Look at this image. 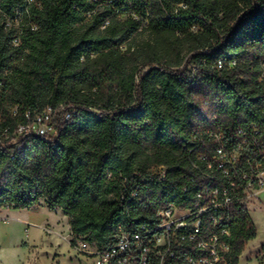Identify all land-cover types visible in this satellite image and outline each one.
Segmentation results:
<instances>
[{"label": "trees", "instance_id": "obj_1", "mask_svg": "<svg viewBox=\"0 0 264 264\" xmlns=\"http://www.w3.org/2000/svg\"><path fill=\"white\" fill-rule=\"evenodd\" d=\"M0 10V133L24 111H57L52 141L0 146V210L60 211L71 245L104 248L119 228L152 227L164 206L192 205L217 181L213 138H263L264 0H0ZM231 217L226 264H238L257 231L245 210Z\"/></svg>", "mask_w": 264, "mask_h": 264}, {"label": "built area", "instance_id": "obj_2", "mask_svg": "<svg viewBox=\"0 0 264 264\" xmlns=\"http://www.w3.org/2000/svg\"><path fill=\"white\" fill-rule=\"evenodd\" d=\"M26 1L29 5L35 3V0ZM18 42L16 36L13 45ZM217 68H221L220 62ZM56 116L57 111L51 107L40 112L24 111L20 123L0 133V146L20 149V139L30 135L52 141L57 134ZM70 117L71 111L63 119ZM213 142L207 177L214 180L213 175H208L214 173L217 181L201 188L192 205L164 206L157 211V222L152 227L140 226L128 232L119 228L113 242L104 248L75 237L73 250L91 258L93 264H173L177 249L187 244L184 264H226L231 252L227 242L231 213L245 210L249 217L250 212L264 213V131L263 138H239L232 142L230 138L217 136ZM158 172L161 176L165 174L162 167ZM135 195L132 193L131 197Z\"/></svg>", "mask_w": 264, "mask_h": 264}, {"label": "rangeland", "instance_id": "obj_3", "mask_svg": "<svg viewBox=\"0 0 264 264\" xmlns=\"http://www.w3.org/2000/svg\"><path fill=\"white\" fill-rule=\"evenodd\" d=\"M2 210L5 209L0 210V264H93L91 258L77 254L71 247L73 237L60 211H50L42 205L9 210L28 214L29 222L23 225L25 214L5 216ZM250 217L256 238L247 243L238 264H264V213L250 212ZM44 219L49 220L41 230L38 225ZM52 229L58 234L54 235ZM16 243L19 244L14 246Z\"/></svg>", "mask_w": 264, "mask_h": 264}, {"label": "crops", "instance_id": "obj_4", "mask_svg": "<svg viewBox=\"0 0 264 264\" xmlns=\"http://www.w3.org/2000/svg\"><path fill=\"white\" fill-rule=\"evenodd\" d=\"M1 212H3L5 216H8L9 214H13V215L25 214L24 219H23V220L21 219V223L24 225V224H26L27 222H29V216H28V214H27L26 212H12V211H9V210H7V209L2 210ZM2 219H3V218H2ZM48 220H49V219H44L43 221H41V222L39 223V225H38V226H39V229H41V228H43V226L47 225ZM41 230H42V229H41ZM52 232L54 233V235L58 234V233L56 232V229H52ZM21 241H22V240H21ZM21 241H19V243H20ZM19 243H16L14 246H16V245L19 244Z\"/></svg>", "mask_w": 264, "mask_h": 264}]
</instances>
